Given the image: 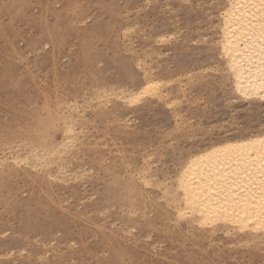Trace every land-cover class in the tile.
<instances>
[{
    "label": "rangeland",
    "instance_id": "obj_1",
    "mask_svg": "<svg viewBox=\"0 0 264 264\" xmlns=\"http://www.w3.org/2000/svg\"><path fill=\"white\" fill-rule=\"evenodd\" d=\"M213 2L0 0V264H191L193 246L168 231L174 225L137 167L148 152L159 177L171 174L174 158L264 123V104L236 100L222 59L206 47ZM138 57L171 79L174 111L147 106L148 95L131 106L116 97L134 87ZM67 115L79 138L58 154L69 159L62 179L34 157L64 150ZM25 151L37 172L6 162ZM118 194L128 202L112 200ZM208 246L196 264H261L253 250Z\"/></svg>",
    "mask_w": 264,
    "mask_h": 264
},
{
    "label": "bare ground",
    "instance_id": "obj_2",
    "mask_svg": "<svg viewBox=\"0 0 264 264\" xmlns=\"http://www.w3.org/2000/svg\"><path fill=\"white\" fill-rule=\"evenodd\" d=\"M232 2H234V0H214L213 3L208 5V8L211 7L210 10L209 9L204 10L205 15L214 17L213 20L211 21V25H214V27H212L213 32L210 38V42L208 43L209 45H207L206 47L209 46L210 49H212L214 53H216V56L219 59H222L221 67L222 70L226 71L228 74L227 77L230 79V83L232 87L231 91H233L235 95V99L244 100L248 103H251L252 101H256L260 103L261 106H263L264 101L259 100L255 96H253L250 99L245 98V96L241 94L242 89L245 87L243 80L237 82L234 76L230 75V69L228 67L230 63L229 57L224 52L225 21L219 5L223 3H232ZM235 2L243 3L244 0H235ZM169 34L171 35V33ZM159 39H160V43L162 44H168L169 40H171V38H168L165 35H161V37L159 36ZM140 58L141 57H138L137 58L138 61H136L137 62L136 69L137 72H139V75L134 76V84H135L134 87L129 89L122 88V90L117 89L120 90L121 92L117 94L116 97H118V99L121 101L120 102L121 104L131 106L133 104L131 102V98L133 96H140V100L142 101V99H144V95H148L149 98L146 99L145 97L144 99L148 101L147 106H153L156 103H162L165 106V108H169L168 111H171V109L173 110L174 104L178 103L177 101L178 98L176 100L175 99L176 95L174 96V93L172 92V88L170 85L171 79L168 77L160 76L163 73H159V74L155 73L153 71V68L150 67L149 62L144 58L143 59ZM184 86H186L185 83ZM178 87L180 91L177 93L180 94V97L184 96L186 94L185 88H183L182 85ZM177 114L175 116L176 119L174 118V120H176L175 121L176 124L181 121L180 127H183L181 129H185V124L187 123L185 121H187V119H185V121L178 120L181 118L180 116H178L179 114L178 115ZM62 118L65 119L66 144L63 146L64 147L63 149L65 151L62 149H57L56 151L52 149L50 150L48 159H45L43 155L41 156L35 155L34 158L36 159V157L39 156L40 159L38 161L39 163H41V165H46L50 161L54 163L55 167H57L58 170L57 172L59 173V176L62 179H65L67 178V176L70 177V175L69 172L65 170L66 166H63V162L69 159L68 157L61 158L60 157L61 154L60 156L58 154L67 152L68 146L71 147L72 145H75L79 137L75 128V123H74L75 119L73 118L74 121L71 120L68 121L69 119L68 115L65 117L62 116ZM258 127L259 129L256 131L264 129V123L259 125ZM252 132H248L246 134H242L239 136L226 137L223 140L211 142V144L208 145L207 147L199 151H196L192 154H189L185 160L183 159L178 160L174 158L175 165L172 170V173L171 174L163 173L161 177H159L155 173V170L151 166L152 155L148 154V152H144L142 155V165L140 168L137 167V169L140 170L138 173V175H140V180L144 183V185L151 187L152 193L155 196V200L150 198L151 203H155L159 201L161 207L165 209V211L167 212L166 215L168 219L174 225L173 227L169 228L168 231H172V228L177 229L180 232V242L185 243L188 241L193 246V252L187 255V260L191 264H196L198 255H201L204 252L208 255V248H209L208 245L211 242L213 244L221 243L223 245L222 251L224 252V255H228L230 253L231 248L237 246L244 247L249 250H253L254 252H258L262 257L261 264H264V214H262V211L259 207L253 208L252 205L248 203L246 200L240 201L239 203L232 206H229L228 204H220L219 201H212V206L219 207L220 210L210 215L207 213L206 208L200 207L197 209L196 204L192 203L189 199H183L182 206L186 210V217L184 219H178L179 213L176 211L178 204L181 203V200L179 198H183L185 196V193L182 190L176 175V173L181 171V166L190 165L191 174L196 176L198 181H203L200 187L193 186V188L191 189L194 190L197 194H199L202 190L207 192L209 188H214L217 185H222L224 183V180L221 179L220 173L223 172V168L218 169L216 165L217 162L223 160L224 157L222 154L215 153V150L225 148L227 145L242 144L244 142L245 137L250 136ZM26 152L27 151H25V153ZM31 152L32 151H28L25 157L19 156L18 152L10 153L9 156L6 155L5 160L6 162L11 161L14 165H18L19 163H25L26 166H28L29 168H33L34 170H36L37 167L40 165H36L35 163L30 162L31 159L28 157V155H31L32 154ZM209 153H215L212 155L211 160L207 158ZM157 157L159 156H155V158ZM200 157H206V158L201 159ZM156 162L157 163L159 162L158 158L156 159ZM38 170L39 169H37L35 172H37ZM89 171H91V169ZM55 176L56 175H54L53 177ZM208 194L209 196H215L216 192L212 191L209 192ZM126 199H127L126 197H123L120 194L116 195L115 197H112V200L114 201L119 200L120 202H128V200ZM142 204L143 202H141V205ZM189 208H191L190 211L188 210ZM224 209H226V211ZM202 212H204L205 214L201 215ZM146 221H147L146 226H151L154 223L151 222L150 219H146ZM202 223L203 226H201ZM167 236L170 240L172 239L171 232L167 233ZM182 250L183 249H181V251ZM116 253L119 254V256H123L121 251H117ZM214 253L215 252L212 251V254ZM242 261H245V264H254L249 259H244V260L242 259Z\"/></svg>",
    "mask_w": 264,
    "mask_h": 264
},
{
    "label": "snow or ice",
    "instance_id": "obj_3",
    "mask_svg": "<svg viewBox=\"0 0 264 264\" xmlns=\"http://www.w3.org/2000/svg\"><path fill=\"white\" fill-rule=\"evenodd\" d=\"M219 7L225 21L224 52L229 57L230 75L237 82L243 80L245 87L241 94L245 98L255 96L264 101V0H244L243 3L234 0L232 3L220 4ZM139 100L140 96L131 98L132 103ZM215 153L224 157L216 165L218 169L223 168L220 173L224 180L222 185L197 194L191 189L193 186L200 187L203 181H198L191 174V166H181V171L176 173L185 193L183 198H179L181 203L176 208L178 219L186 217L183 199H189L196 204L197 209L206 208L210 215L220 210L219 207L212 206V201L232 206L243 200L253 208L259 207L264 214V129L253 130L242 144L227 145L216 149ZM215 153H209L207 158L211 160ZM36 159L39 160L40 157L37 156ZM212 191L216 192L215 196H209L208 193Z\"/></svg>",
    "mask_w": 264,
    "mask_h": 264
}]
</instances>
